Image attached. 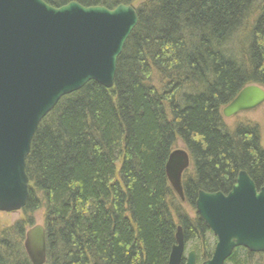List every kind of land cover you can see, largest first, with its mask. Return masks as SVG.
Returning a JSON list of instances; mask_svg holds the SVG:
<instances>
[{
    "label": "trees",
    "instance_id": "1",
    "mask_svg": "<svg viewBox=\"0 0 264 264\" xmlns=\"http://www.w3.org/2000/svg\"><path fill=\"white\" fill-rule=\"evenodd\" d=\"M43 1L112 10L138 0ZM136 9L114 88L90 82L41 121L24 218L0 223V264H31L23 245L40 210L47 264H169L179 226L202 264L217 239L196 212L198 193L229 194L243 171L264 186L260 127L229 130L221 113L242 89L264 87V0H145ZM179 141L191 162L185 203L166 174ZM263 256L237 248L226 264Z\"/></svg>",
    "mask_w": 264,
    "mask_h": 264
},
{
    "label": "water",
    "instance_id": "2",
    "mask_svg": "<svg viewBox=\"0 0 264 264\" xmlns=\"http://www.w3.org/2000/svg\"><path fill=\"white\" fill-rule=\"evenodd\" d=\"M137 10L85 7L76 2L55 8L43 0H0V214L21 212L30 197L26 172L31 143L41 121L60 100L97 82L114 88L117 61L137 27ZM264 103V90L250 85L224 110L226 117ZM190 155L177 149L166 174L184 201L182 179ZM229 194L200 191L195 204L217 242L210 260L226 264L236 248L264 254V186L239 174ZM24 241L31 264L47 263L46 232L29 229ZM169 264H183L185 240L178 228ZM185 264H197L192 251Z\"/></svg>",
    "mask_w": 264,
    "mask_h": 264
},
{
    "label": "rangeland",
    "instance_id": "3",
    "mask_svg": "<svg viewBox=\"0 0 264 264\" xmlns=\"http://www.w3.org/2000/svg\"><path fill=\"white\" fill-rule=\"evenodd\" d=\"M143 1H145V0H138L136 2V4L133 5V7L136 8ZM262 88L264 90V87H262ZM225 123H226V127H228L229 130H233V131H235L236 128L238 126H240L241 124L250 123V125H252V124L258 125L260 127V130H261L260 136L262 138V147H264V103L259 108L252 110V112H245V113L243 112V113H241V115H236V116L231 117L230 119H226ZM175 148L180 149V150H185V147L181 141L178 142V144L175 146ZM188 154H189V152H188ZM184 209H185V211L189 217L192 218L193 216H195V211L193 210V208L191 206L184 205ZM23 218H24V214L22 212H13L12 214L1 213L0 214V223L4 226L9 227V226H12V224H14L15 222L22 220ZM34 219H35L34 227L36 225L45 226V224H44L45 212L43 210L37 211L34 214ZM183 238H184V235H183ZM185 248H186L185 250L187 251L185 254V257L188 258L189 254L195 250L190 249V247H186V244H185ZM183 259H184V257H183ZM208 259L210 260V256L205 258V259H202L203 260L202 264L205 262V260L208 261ZM261 259H263V261H264V256ZM200 263H198V264H200ZM183 264H184V262H183Z\"/></svg>",
    "mask_w": 264,
    "mask_h": 264
},
{
    "label": "bare ground",
    "instance_id": "4",
    "mask_svg": "<svg viewBox=\"0 0 264 264\" xmlns=\"http://www.w3.org/2000/svg\"><path fill=\"white\" fill-rule=\"evenodd\" d=\"M133 8H134V7H133ZM134 9H136V8H134ZM136 10H137V9H136ZM137 18H138V12H137ZM138 22H139V20H138ZM137 25H138V24H137ZM234 50H236V49H234ZM234 50L231 49V52H234ZM236 51H238V50H236ZM234 54H235V52H234ZM244 89H245V88H244ZM242 90H243V89H242ZM242 90H241V91H242ZM241 91H240V92H241ZM239 95H240V94H239ZM239 95H238V96H239ZM238 96H237V97H238ZM237 97H236V98H237ZM236 98H235V99H236ZM235 99H234V100H235ZM234 100H233V101H234ZM233 101H231V102H233ZM231 102H230V103H231ZM230 103H229V105H230ZM229 105H228V106H229ZM228 106L224 107V108L222 109V111H221L222 116H223V118H224V122H225L226 119H230V118L232 117V116H230V117H226V116L224 115V110H225ZM258 108H259V107H258ZM256 109H257V108H256ZM252 110H254V109H252ZM252 110H250V111H249V110H242V111H240V113H237L236 115H241V113H243V112H244V113H245V112H252ZM236 115H234V116H236ZM225 125H226V123H225ZM176 150H177V149L174 148L173 153H174ZM173 153H172V154H173ZM170 156H171V155H170ZM190 166H191V165H190ZM189 168H190V167H189ZM189 168H188V169H189ZM186 171H188V170H186ZM186 171H185V172H186ZM185 172H184V173H185ZM183 176H184V175H183ZM169 184H170V183H169ZM171 187H172V185H171ZM172 189H173V188H172ZM173 191H174V190H173ZM183 192H184V191H183ZM175 195H176V194H175ZM183 195H184V194H183ZM226 195H227V194H226ZM176 196H177V195H176ZM178 197L180 198V196H178ZM180 200L182 201L181 198H180ZM182 202L185 203V195H184V201H182ZM196 202H197V201H196ZM201 218H202V217H201ZM207 226H208V225H207ZM43 227H44V226H43ZM32 228H33V227H32ZM208 228H209V227H208ZM30 229H31V228H30ZM210 230H211V228H210ZM211 232H212V231H211ZM212 235H213V233H212ZM25 238H26V237H25ZM216 239H217V238H216ZM216 242H217V241H216ZM23 246H24V245H23ZM239 248H241V247H239ZM243 249H245V248H243ZM236 250H237V248L235 249V251L233 252V254L236 252ZM249 252H250V251H249ZM250 253H251V252H250ZM233 254H232V256H233ZM253 254H254V253H253ZM255 255H256V254H255ZM232 256H231V257H232ZM46 257H47V256H46ZM46 264H47V263H46Z\"/></svg>",
    "mask_w": 264,
    "mask_h": 264
},
{
    "label": "flooded vegetation",
    "instance_id": "5",
    "mask_svg": "<svg viewBox=\"0 0 264 264\" xmlns=\"http://www.w3.org/2000/svg\"><path fill=\"white\" fill-rule=\"evenodd\" d=\"M195 253H196V261H197V264H198L199 263V256H198L197 251H195ZM210 259H211V257H210ZM185 261H186V257L183 259L184 264H185ZM205 262H206V260H205Z\"/></svg>",
    "mask_w": 264,
    "mask_h": 264
}]
</instances>
